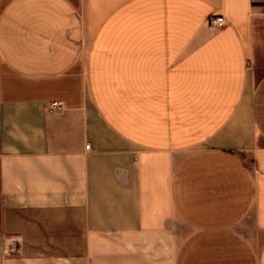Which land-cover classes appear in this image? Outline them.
I'll use <instances>...</instances> for the list:
<instances>
[{"label":"crops","instance_id":"0c3cea01","mask_svg":"<svg viewBox=\"0 0 264 264\" xmlns=\"http://www.w3.org/2000/svg\"><path fill=\"white\" fill-rule=\"evenodd\" d=\"M0 264H264V0H0Z\"/></svg>","mask_w":264,"mask_h":264},{"label":"built area","instance_id":"2783aa9c","mask_svg":"<svg viewBox=\"0 0 264 264\" xmlns=\"http://www.w3.org/2000/svg\"><path fill=\"white\" fill-rule=\"evenodd\" d=\"M210 23H211L212 26L218 28V27H223L225 25L226 21H225L224 17L218 16L217 18H215V17L212 18L210 20ZM51 108L53 110L59 111L61 109V103L60 102L59 103L58 102H53V103H51ZM86 148H87V150H89L90 146H87Z\"/></svg>","mask_w":264,"mask_h":264}]
</instances>
